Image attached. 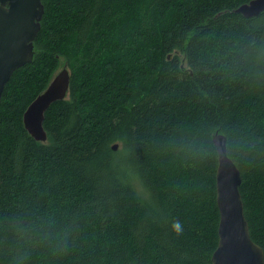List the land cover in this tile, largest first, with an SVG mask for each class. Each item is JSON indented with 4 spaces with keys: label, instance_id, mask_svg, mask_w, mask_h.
I'll return each instance as SVG.
<instances>
[{
    "label": "trees",
    "instance_id": "trees-1",
    "mask_svg": "<svg viewBox=\"0 0 264 264\" xmlns=\"http://www.w3.org/2000/svg\"><path fill=\"white\" fill-rule=\"evenodd\" d=\"M250 1H43L0 103V264H211L217 133L264 250V12H235ZM62 60L40 142L24 114Z\"/></svg>",
    "mask_w": 264,
    "mask_h": 264
},
{
    "label": "water",
    "instance_id": "water-1",
    "mask_svg": "<svg viewBox=\"0 0 264 264\" xmlns=\"http://www.w3.org/2000/svg\"><path fill=\"white\" fill-rule=\"evenodd\" d=\"M43 1L0 0V103L14 72L33 61L34 43L45 12ZM235 12L245 18L257 17L264 12V0H252ZM70 80V71L63 69L27 108L24 124L35 140L47 141L45 114L52 104L67 98ZM213 143L218 152L216 187L220 221L219 242L211 264H264V250L251 237L240 192L242 176L228 155L227 138L217 133ZM118 147L115 144L113 150Z\"/></svg>",
    "mask_w": 264,
    "mask_h": 264
},
{
    "label": "rangeland",
    "instance_id": "rangeland-1",
    "mask_svg": "<svg viewBox=\"0 0 264 264\" xmlns=\"http://www.w3.org/2000/svg\"><path fill=\"white\" fill-rule=\"evenodd\" d=\"M170 57H171V56H170ZM65 68H67V69L69 70V67L67 66V64H65L64 61L62 60V61H61V66H60V68H59V70L57 71L56 74H58L59 72H61V71H62L63 69H65ZM56 74H55V75H56ZM55 75H54V76H55ZM53 78H54V77H53ZM118 149H120V146L118 147ZM117 151H118V150H117Z\"/></svg>",
    "mask_w": 264,
    "mask_h": 264
}]
</instances>
